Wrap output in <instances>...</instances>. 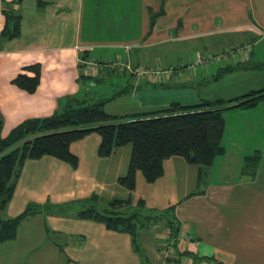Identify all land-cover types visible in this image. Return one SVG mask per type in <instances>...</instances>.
<instances>
[{
	"label": "crops",
	"instance_id": "0c3cea01",
	"mask_svg": "<svg viewBox=\"0 0 264 264\" xmlns=\"http://www.w3.org/2000/svg\"><path fill=\"white\" fill-rule=\"evenodd\" d=\"M11 1L0 0V31L4 24L3 8L18 12L22 19L19 37L0 45L3 136L27 119L51 116L73 99L105 100V111L116 116H130L171 103L193 105L212 101L204 94L194 96L193 85L206 79L209 71L216 68V63L195 65L185 72L173 70L169 79L152 83L140 80V75L126 64L131 51L123 48L127 62L120 73L123 75L119 84L106 88L107 93L114 89L111 96L100 98L103 93H92L91 80L81 76H88L90 68L95 72L91 78L116 74L117 65L113 64L121 62L114 58L112 66H105L111 64L108 58L103 60L106 63L92 58L91 47L95 45L89 37L99 29L94 25L92 11L84 14V0H43L45 5L41 9L35 0H23L19 4ZM230 7L227 5L223 13L221 21L227 23L218 29V34L238 30V24L229 19L233 16L229 13ZM163 11L158 17L160 20L154 21L153 35L148 38L150 42L145 43L146 48L185 41L193 38L196 32L206 34L211 41V35L217 31L210 17L200 19L198 26L192 19H175L177 14L174 15L171 5ZM182 11L187 10L180 13ZM129 13L105 10L102 24L123 26V32H131L132 14ZM122 15L127 16L124 23L119 19ZM254 21L257 19H252ZM249 22L243 21V24ZM250 27L252 30L247 34L253 39L260 30L253 25ZM103 28L110 31L108 26ZM263 42L262 39L253 40L252 49ZM249 48L252 50L249 44L237 47L236 55H230V52L223 60L226 62L231 58L236 63H247L252 60L246 54ZM83 54L88 58L83 59ZM199 55L195 53L193 62L188 58L184 66L193 65ZM111 56L118 54L111 53ZM35 63L41 68L40 81L35 92L28 94L11 81L23 73L25 66ZM178 67L180 65H158V69L163 70ZM124 74L128 75L124 77ZM179 84L182 87L188 85L190 89L182 91L178 89ZM215 97L214 100H226ZM114 103L120 106L116 112L109 109ZM223 119L221 144L224 152L211 166L201 168L187 164L180 157H170L163 161L162 176L153 183H146L137 172L133 191L117 183V179L127 172L130 146L116 149L108 158L98 157L100 137L96 133L70 144L71 153L78 159L76 169L52 157L27 160L2 216L15 217L27 206L36 212L20 223L14 240L0 244L14 249L13 252L3 247L0 264H144L143 257L133 249L128 233L111 231L102 223L76 216L82 210L80 207L93 203L107 207L112 199L128 200L132 207L141 201L143 210L159 213L155 226L161 223L165 230L153 234L143 225L139 236L151 264H214L215 261L220 264H264V99L250 108L226 110ZM247 158H250L248 162ZM70 206L77 208L71 212ZM170 208L172 215H161ZM159 237L165 242L160 248L155 243L160 245ZM17 255L32 257L25 262Z\"/></svg>",
	"mask_w": 264,
	"mask_h": 264
},
{
	"label": "trees",
	"instance_id": "16d2710c",
	"mask_svg": "<svg viewBox=\"0 0 264 264\" xmlns=\"http://www.w3.org/2000/svg\"><path fill=\"white\" fill-rule=\"evenodd\" d=\"M22 1L12 0L10 3L19 4ZM35 1L39 9L44 7L43 0ZM3 3L7 5L4 1ZM1 12L4 24L0 31V45L19 37L22 19L14 10L3 8ZM152 25L154 20H151V27ZM82 57L88 58L84 54ZM40 76V65L35 63L25 66L23 73L16 75L11 83L32 94L39 85ZM81 77L92 79L89 75ZM263 99L264 88L231 100L217 99L193 105L171 103L166 107L130 116L108 114L104 109L105 100L87 102L73 99L49 117L23 121L5 136L1 133L3 119L0 115V244L14 240L20 223L36 212L27 206L15 217L2 216L27 160L52 157L76 169L78 159L71 153L70 144L96 133L100 137L98 157L108 158L116 149L130 146L127 172L117 179V183L122 188L133 191L137 172L146 183H153L162 176L163 161L170 157H180L187 164L201 168L211 166L214 159L224 152L221 144L224 130L223 112L233 108H250ZM232 104L236 105L231 106ZM250 158L245 159L246 162ZM254 158L257 159L258 156ZM90 200L92 201V197ZM130 204L128 200L112 199L106 208L97 210L93 203L80 210L76 216L102 223L111 231L128 233L133 249L143 257L137 243L138 230L144 225L141 222L142 212L148 211L142 209L141 201H137L133 207ZM125 210L130 211L124 214ZM170 214L172 215V208L162 215ZM145 218L151 219L150 216ZM214 264L220 263L215 261Z\"/></svg>",
	"mask_w": 264,
	"mask_h": 264
},
{
	"label": "rangeland",
	"instance_id": "374dc122",
	"mask_svg": "<svg viewBox=\"0 0 264 264\" xmlns=\"http://www.w3.org/2000/svg\"><path fill=\"white\" fill-rule=\"evenodd\" d=\"M188 4L190 6H187ZM168 5H171L174 15L175 13L177 14V16H174L175 19H192L196 21V25H198L200 23V19L203 17L212 18L217 31L211 35V41L208 40L209 37L206 36V34L196 32L193 38H189L185 41L181 40L182 42L176 41L168 44L165 42L163 45L161 44L153 48H146L145 46L150 42L148 38H151L153 35V25L151 27V20L159 21L160 19L158 17L162 15L164 12L163 9L166 10ZM227 5L231 6L229 8V13L233 15L229 19H232L234 24H238V30L235 32L229 31L218 34V32H220L218 29H221L227 23L226 20L221 21L223 13L227 9ZM90 10L93 13L92 18L94 25L99 29V32L95 31L89 37V40L95 45L91 47L93 51L91 53L93 56L92 58L95 60L99 59L104 63L106 62L103 60L107 58L110 62L113 61L114 58L117 60L119 59L121 62L113 64V66L117 65L115 72L119 73L118 75L117 73H110L108 76L100 74V76L93 77L91 79L92 85H89L91 87V92L96 94L103 93V97L100 98H107V96L112 94L114 89L109 90L107 93L105 92L106 88L119 84L118 80L121 75H123L120 73H122L121 71L125 67L120 64L124 65L127 61L121 48L126 51H131L130 60L132 63L129 60L126 64H129L131 70L135 72H142L146 69H158V65L161 63H166V66L170 64L172 66L180 65V67L175 69L180 72L184 70L185 72V70H190L188 67L189 65L184 66L185 61L188 58L191 60L193 58L195 59V53L201 55H199V57L203 60L202 65L204 66L206 63L208 66L210 63H216V68L214 67L209 71L206 79H202L201 82H195L193 85V89L195 90L193 93L196 97L204 94L205 97H211L212 100H214L213 98H216L215 96H221L222 98H226V100H228L229 98L238 96L243 92L257 90V88L264 86V42L252 49L253 40H264V0H84V14L85 11L88 13ZM105 10H116L117 12H125L126 14L130 12L132 14V21L130 24L132 31L123 32L121 29L123 26H109L106 23L102 24V13H104ZM181 10L187 11H182L180 13ZM141 12L144 13V15L141 14ZM159 13L161 14L158 15ZM178 13H180L179 17ZM126 18L127 16L124 17L123 15L119 17L123 23L126 21ZM254 18H256L257 21L252 22V19ZM243 21H251L249 22L250 25L259 29L260 33L258 35L255 34L253 39H250L247 31L252 30V28L249 23L244 25ZM180 24L184 25L182 21H180ZM104 26L110 27V31H105L103 28ZM241 31H243V33H240ZM246 44L251 46L252 50H250V48L246 49V54L251 57L252 60L247 63H236V61H233L231 58L226 62L223 60V58L226 55H229L230 52V55H236L237 47L242 48ZM111 53H116L118 56H111ZM219 56H223L220 61H218L220 59L218 58ZM117 60L115 62H117ZM97 64L99 65V63ZM105 66H112V62L111 64H105ZM227 66H229L228 69H226ZM219 67L223 68L218 69ZM198 69H200V67ZM128 72L131 74L130 71ZM126 75L128 74H124V77H126ZM139 78L140 80L154 83L149 76H139ZM189 81H192V79ZM184 82L186 83V81ZM187 86L188 85L182 87L179 84L178 89H181L182 91H184V88L190 89L189 87L187 88ZM184 93L186 92H183V94ZM118 107L120 106L114 103L111 107H109V109L116 112ZM129 112L131 113V111ZM94 204H96L95 206L97 210L106 208L101 206V203ZM76 208L77 207L73 208V206H70V211L72 212L76 210ZM83 208L87 207H80L79 209ZM129 211L130 210H125L124 214H127ZM148 212H142L143 216L141 217V222L144 224L145 228H149V232L152 231L153 234L154 232L161 233L164 231V226H162L161 223H157L156 226L154 223L159 213ZM144 216H150L151 220H147ZM168 219L171 220V217L169 216ZM153 227L155 228L152 229ZM138 232L140 236L141 230H138ZM158 239H160L158 240L160 245H158L157 241H155V243L156 246L160 248L162 247L161 244L163 245L165 242L160 237ZM137 243L142 252H144V264H151V258L146 255L147 253L144 243L141 242V239L137 240ZM3 245L0 246L1 254L4 251L3 247L8 248L7 244ZM8 249L14 252L13 248L9 247ZM17 257L21 258L22 261L27 262L32 256L17 255Z\"/></svg>",
	"mask_w": 264,
	"mask_h": 264
},
{
	"label": "built area",
	"instance_id": "2783aa9c",
	"mask_svg": "<svg viewBox=\"0 0 264 264\" xmlns=\"http://www.w3.org/2000/svg\"><path fill=\"white\" fill-rule=\"evenodd\" d=\"M198 64H203V60L199 57L196 59L195 63L193 65H189V69H193L195 65H198ZM121 66H124L123 64H120ZM173 72V69H146V70H143L142 72H136L137 75H140V76H149L153 81L154 83H160L166 79H169L170 77V74ZM92 73H95L94 72V69L93 68H90V72H89V76H92Z\"/></svg>",
	"mask_w": 264,
	"mask_h": 264
},
{
	"label": "water",
	"instance_id": "95a60500",
	"mask_svg": "<svg viewBox=\"0 0 264 264\" xmlns=\"http://www.w3.org/2000/svg\"><path fill=\"white\" fill-rule=\"evenodd\" d=\"M236 104H232L231 106H235Z\"/></svg>",
	"mask_w": 264,
	"mask_h": 264
}]
</instances>
